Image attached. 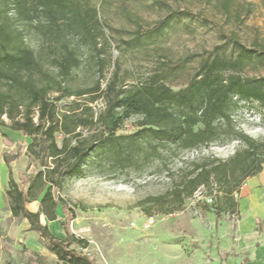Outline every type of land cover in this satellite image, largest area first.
Returning a JSON list of instances; mask_svg holds the SVG:
<instances>
[{
  "label": "trees",
  "instance_id": "trees-1",
  "mask_svg": "<svg viewBox=\"0 0 264 264\" xmlns=\"http://www.w3.org/2000/svg\"><path fill=\"white\" fill-rule=\"evenodd\" d=\"M230 4L231 0L224 1L227 12ZM177 16L170 13L149 36L162 34ZM105 28L100 8L88 0H0V126L31 140L28 156L39 162L38 172L21 179V185L11 172L6 195L12 215L28 220L45 247L66 264H96L70 248V211L67 202L54 195L66 181L88 170L102 171L108 165L140 173L155 162L165 168L168 159L182 151L238 141L243 148L231 158L192 163L168 193L153 199L163 208L161 213L170 214L181 210L203 186L216 199L217 219L224 211L238 213L235 193L264 171V141L246 135L232 117L240 102H256L264 112V77L241 76L250 64L264 63L263 50L227 37L230 55L211 54L201 63L199 75L178 91L158 74L123 88L116 59L103 89L111 63ZM33 38L38 40L37 49L31 46ZM84 64L93 65L97 80L91 87L75 89L74 80ZM70 98L76 99L62 107L61 102ZM100 99L105 106L96 112L92 104ZM133 118H137L134 124ZM58 134L64 137L61 146ZM21 152L16 158L22 157ZM214 185L222 196L215 194ZM35 201H40L37 213L26 207ZM59 205L66 217V241L41 223L42 215L57 220Z\"/></svg>",
  "mask_w": 264,
  "mask_h": 264
},
{
  "label": "rangeland",
  "instance_id": "rangeland-1",
  "mask_svg": "<svg viewBox=\"0 0 264 264\" xmlns=\"http://www.w3.org/2000/svg\"><path fill=\"white\" fill-rule=\"evenodd\" d=\"M88 1L100 8L111 45L108 54L111 63H107L103 89L114 72L116 59L123 88L158 74L169 87L178 91L199 75L201 63L211 54L230 55L227 37L238 39L248 48L264 51V0H231L228 12L224 8L225 0ZM170 13L179 16L162 34L150 37L148 33ZM30 42L32 47L38 48L37 39ZM92 66L84 64L77 72L75 89L91 87L96 82L97 75ZM241 76L246 79L264 77V63L250 64ZM75 99L63 100L62 107L69 106ZM92 106L100 112L105 102L100 99ZM263 115L258 103L240 102V108L232 117L236 127L246 135L264 141ZM3 119L10 124L5 117ZM136 121L137 118H133L130 122ZM122 130L127 132L126 126ZM63 138V135H57L59 146ZM0 140L5 157L14 160L19 150L22 151L20 162L16 165L13 162L11 168L16 183L21 185V179L26 181L38 172L39 162L29 158L27 153L31 140L4 126H0ZM242 148L238 141L213 144L179 152L168 159L165 168L155 162L138 173L121 172L107 165L102 171L95 168L80 178L66 181L62 190H54V195L67 202L70 211L67 227L70 248L96 264H204L215 251L242 247L245 240L240 230L241 206L252 192L248 186L250 178L235 193L240 212L229 214L224 211L218 219L216 199L203 186L185 201L181 210L170 214L161 213L163 208L153 202L168 193L181 171L192 169V163H202L209 157L227 160ZM8 189L9 181L5 179L4 182L0 174V195L7 199L5 192ZM217 189L214 185L215 194L222 196ZM38 207V204L28 206L31 211ZM61 207L59 205L56 210V222L61 228L50 225L52 231L63 235L62 239L66 241L67 233L63 228L66 217ZM150 218L155 224L144 229ZM251 234L255 238L252 249L264 248V215ZM33 237H37L43 246L40 234H35L23 217L13 219L4 213L0 215V264H66L51 252H35Z\"/></svg>",
  "mask_w": 264,
  "mask_h": 264
},
{
  "label": "crops",
  "instance_id": "crops-1",
  "mask_svg": "<svg viewBox=\"0 0 264 264\" xmlns=\"http://www.w3.org/2000/svg\"><path fill=\"white\" fill-rule=\"evenodd\" d=\"M7 158L8 157H5L2 154V142L0 140V174L2 175L4 182H5V179L10 181V179H8V176L10 177V173L12 172L11 168L13 166V162H15V165H16L21 160V158H15L14 160H11L8 158V161H7ZM248 186L252 192L246 198V201L242 203V206H241L243 220L240 224V230L245 240L243 241V243H241L242 247L238 246L234 248L233 246H231L229 248L223 249L222 252H224L225 254L224 253L222 254L221 251H215V253L210 259H207L206 261H204V264H264V248L260 250L258 248L252 249L251 247L252 242L255 240V238L252 237L253 235L251 233L254 231V228L257 225V221L264 215V200H263L264 199V171L260 173L259 175L250 178ZM5 195H6V192H5ZM32 204L39 205L37 210L31 211L28 208V206ZM26 207L31 212L37 213L40 211V201L28 203ZM238 210L240 212L239 205H238ZM3 213L5 214V216H8L10 218H13V219L17 218L12 215L10 204H9V199L5 198V196L3 195H0V215H2ZM26 222L30 224L28 220H26ZM41 223L43 225L48 226L50 232H52V235H54L55 237L57 236L56 238L64 240L61 237L63 235L59 236L55 234L51 229L50 224H55V226L57 225L58 227H60L59 224L56 222V220L49 221L45 216L42 215ZM30 228H31V225H30ZM36 233L37 232H35V234ZM32 242L34 245L35 252H38L39 250L50 252L45 247L44 243H43V246L41 245L37 237H33Z\"/></svg>",
  "mask_w": 264,
  "mask_h": 264
},
{
  "label": "built area",
  "instance_id": "built-area-1",
  "mask_svg": "<svg viewBox=\"0 0 264 264\" xmlns=\"http://www.w3.org/2000/svg\"><path fill=\"white\" fill-rule=\"evenodd\" d=\"M155 224V220L153 218H150L149 221H147L144 225V229H150Z\"/></svg>",
  "mask_w": 264,
  "mask_h": 264
}]
</instances>
